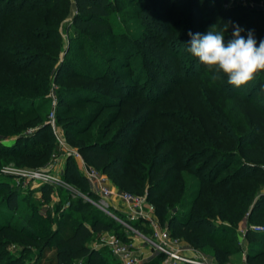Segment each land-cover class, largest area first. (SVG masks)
<instances>
[{
  "label": "trees",
  "instance_id": "16d2710c",
  "mask_svg": "<svg viewBox=\"0 0 264 264\" xmlns=\"http://www.w3.org/2000/svg\"><path fill=\"white\" fill-rule=\"evenodd\" d=\"M118 1L128 6L134 5L141 15L145 30L161 42V53L157 52L155 45L148 46L145 41L137 43V48L143 49V64L148 70L145 73V84L156 86L159 92H166V96L171 95L177 84L197 83L205 73V68L199 66L200 61L197 59L190 63L189 70L180 61L183 42L191 39L189 32L203 35L213 29L223 31L227 25V31L224 32V36H228L225 41L227 44L233 39L232 33L238 25L244 30L241 36L245 39L249 31L254 33L257 46L260 40H264V9L255 8V5L264 7V0L234 2L222 9L220 3L224 0H75L76 14L72 19V28L78 39L85 45L89 44L92 50L88 59L95 64L98 74H91L82 70L77 58H72L73 65H69L66 62L69 53L65 61L57 66L64 45L59 25L69 13L68 6L61 4V0H0V119L16 120L9 128L12 132L16 128L20 130L17 139L11 144L0 143V164L5 156L26 159L37 157L48 161L54 149H57L54 144L48 143L45 147L50 150L36 152V147L43 142V134L48 131L53 134V126L47 121L48 107L52 103L49 94L53 79L60 83L68 77H62L63 73H72V76L87 82L79 85L75 91L71 90L76 99L72 100L74 98L68 96L71 102H94L98 109L118 106L124 100L137 97L153 104V99L149 96L143 98L144 91L140 92L138 84L143 74L138 80V76L135 77L132 85L130 81L125 83L126 78L116 76V72L112 73L108 64L103 70L99 69L105 59V47L113 45V36L117 33L114 28H120L111 19ZM182 2L186 5L185 13ZM184 14V36L171 37L180 31V15ZM12 15L17 20L12 21V24L10 21L11 28L7 34L3 30L4 21ZM60 16L63 18L59 19ZM3 36H8L6 43H2ZM78 50L82 51L83 47ZM31 70L33 72L30 73ZM106 84L109 86L108 94L121 91L118 85L122 84L127 89L120 96L124 99L99 92L100 87ZM63 93V90L59 92L56 121L68 134L73 135L74 140L79 139L78 149L84 160L110 178L114 173L123 171L127 180L124 189L136 195L146 194L148 201L156 207L161 225L168 228L173 237L185 238L195 249L208 245L213 247L217 264H225L233 251L228 247H220L219 242L229 240L231 244H236L237 240L226 234H215L214 218L219 216L229 219L234 224L233 231L245 222L246 215L248 220L264 225V192L261 190L264 188V70L257 73L253 81L240 87L230 85L222 72V99L232 102L227 112L222 111V147L206 134L196 141L192 129L184 130L181 136L178 134L180 126L166 120L161 122L165 129L158 125L159 131L155 132V137L149 136L142 141L138 140L137 134L146 120H134L132 125L125 123L106 141L102 140L116 120L103 121L99 131L85 139L97 114L92 113L86 118H66L69 110L64 105ZM247 103L254 107L256 117L251 118L243 111ZM138 124H141L140 128H135ZM26 128H34V131L23 136L22 129L24 131ZM2 130L0 127V132ZM216 132L218 134L220 131L216 129ZM139 142L141 147L138 149ZM196 145H200V148L194 150ZM117 150L134 153L143 163L136 167L114 157ZM183 171L192 173L200 181L199 194L185 215L170 216L167 219L169 209L181 197L179 195L182 191L185 192L180 183ZM2 175L6 176L0 174V177ZM63 178L78 189H82L80 183L85 179L75 169L72 158L67 159ZM39 188L47 198L54 189L61 187L40 183ZM19 192L26 191L21 189ZM19 192L11 189L5 196L2 205L8 211L14 212L20 207ZM88 193L97 198L92 191ZM69 198V209L62 212L56 221V230L50 228L49 224L43 225L39 232L20 230L0 220L4 224L0 227V264H23L24 254L31 252L23 250L17 258L8 260L9 252L5 249L12 241L13 234L38 248L41 253L53 248L55 264H103L101 250L90 245L95 234L120 229L122 231L119 230V236L125 242L130 241L122 227L92 203L81 197ZM134 225L145 233L150 232L140 221ZM246 237L249 243L255 242L260 248L255 255L248 254L249 263L255 264L264 255V234L248 230ZM162 257L161 254L156 255L151 261L142 264H158Z\"/></svg>",
  "mask_w": 264,
  "mask_h": 264
},
{
  "label": "rangeland",
  "instance_id": "374dc122",
  "mask_svg": "<svg viewBox=\"0 0 264 264\" xmlns=\"http://www.w3.org/2000/svg\"><path fill=\"white\" fill-rule=\"evenodd\" d=\"M234 2H241V0H224V2H221L222 4L224 3L223 5L220 3V8H226ZM61 4L68 6L67 8H69V13L59 25V31L62 35L64 45L57 66L65 61V57L69 53L70 55H68V59L66 60V62H69V65H73L71 61L72 58H77L79 64H81L82 70H85L91 74H96L97 68L95 64L90 63L88 59L89 53L91 54L92 52L89 44L86 43L85 45L82 40L78 39V35L74 33L72 28V19L76 14L75 0H61ZM181 6L183 7V12L185 13V3L182 2ZM114 7V13L111 15V19H114L115 22L120 25V28H114V31L117 33L115 36H113V45L110 47H105V59L100 65L102 67H99V69L103 70L108 64L112 73L116 72V76L126 78L125 83L130 81V84L132 85L133 83L131 82L135 79V77L138 76V80L141 77V74H143L144 77H142L138 86L141 89L140 92L144 91L143 98L149 96L151 99H153V104H148L145 100L136 97L127 101L124 100L123 103L118 106H110L107 108L99 107L97 109L94 102H71V99L68 97L70 96V98H74L72 100H76L74 97V92H71V90L75 91L78 89L77 87L79 85H85L87 83L86 81L77 79L76 77L72 76V73L68 75L67 73H63L61 75L62 77H68L60 81V83H56L53 79L49 94L52 103H50L48 107L49 114L47 120L49 123L50 120H54L55 122L54 126L52 125L53 134H51L49 131L43 134L41 137L43 142L42 144H39L38 147H36V152H40L41 150H50V148L45 147L48 143L54 144L57 149H54L53 154L48 161H46L45 158L41 160L37 157L33 159H26L18 156H5L1 161L0 174L6 175H2L0 177V220L4 221V223L15 225L20 230H35V232L42 230L43 225L49 224L50 228L56 230V221L60 218L62 212H67L69 209V196L81 197L91 204L89 199L95 198L88 195V191L90 192L92 189L96 192L99 191L100 185L97 182L100 180L101 185L108 186L114 192L113 198L116 206L123 212H126L129 209L128 205H126V203L121 199V194L123 192H127L123 187L127 181L126 177L123 175V171L114 173V176L110 178L95 168L98 171L99 178L92 182L87 177L86 168L93 166L88 164L79 152V139L76 138L77 140H74L75 138L73 135L68 134L60 125H58L56 121V110L59 106V92L61 90L64 91V105L69 110L66 118L73 116H82L86 118L92 113L95 115L97 114L94 123H92L91 130L85 139L90 137L92 134H96L99 131V126L103 121L116 120L110 126L107 136L104 138V140H102L106 141L110 138L114 131H116L122 125H125V123L132 125L134 120H146L144 121V126L137 134L138 140L142 141L144 138L149 136L152 138L155 137V132L159 131V126L161 129H165L162 125L163 123L161 122L166 120L171 122L173 121V123H176L180 126L181 130H178V134L181 136L183 135L184 130L187 129L189 131L192 129L194 135L193 138L196 141L201 140L202 137L200 136L206 134L214 138L215 141H218L219 146L222 147V111L227 112L228 107L232 104L231 101L228 102L222 99V72L219 73V79H213V77L217 75L215 66H213L212 71H209L205 65L199 62V66L205 68V73H203L201 80L197 83H179L172 90L171 95L169 96H166L167 93L164 91L159 92L158 88L152 84L146 85L144 80H146L145 73L148 70L143 64V49H138L137 43L145 41L148 43L146 44L148 46L155 45L154 48L158 53H161L162 50L159 45L161 42L158 41L153 34L145 30L142 24L141 15L137 13L134 5L128 6L126 3L118 1ZM180 16V20L182 22L180 31L173 33L171 37L184 36L185 34V14L184 16ZM60 18L62 19L63 17L60 16L59 19ZM16 20L17 19L14 17V15L5 19V27L3 30L7 31V34L9 33V27L11 28V25L9 26L10 21L12 24V21L15 22ZM6 38H8V36H3L2 43L5 42ZM227 38L228 36H224V41H226ZM187 43L188 41L183 42L180 61H182L186 66V70H189L190 63L193 61V59L198 60V58L193 57L186 51ZM81 47H83V50H78V48ZM71 49L72 51H70ZM120 51H123L125 54H121ZM172 64L175 66L174 63ZM31 72H33V70H31L30 73ZM100 88L101 89H99V92L114 98H121L120 96L123 95L124 90L127 91V89H125L122 84L118 85V90L121 91H115L114 93L110 94L106 93L109 88L107 84L104 87L101 86ZM244 94H246V90L244 91ZM123 99L124 98H121L120 100ZM243 111H245L251 118L257 116L254 107L248 103L244 105ZM52 112H54L53 117L51 115ZM13 121L16 122V120H8L7 118L0 119V127L3 129L0 132V143L11 144L17 139L16 135L20 132V130L16 128L14 132H12L9 128ZM156 124L157 126H154ZM140 126L141 124H138L135 128H140ZM154 127L156 128L155 131ZM216 129L220 131L218 134ZM33 131L34 128H26L24 131L22 129V134L23 136L30 135ZM140 147L141 142L137 144V148L139 149ZM193 148L194 150L199 149L200 145H196ZM113 156L119 157L124 161L135 165L136 167H139L141 165L140 163H143L141 158H138V156L130 152L127 153L125 151L122 152L117 150ZM68 158L73 159L75 163V169L84 175L85 179H82L80 183L82 189L74 187L63 178ZM33 170H49L53 176H56L65 182L62 183L64 186L54 184L55 186L61 188L54 189L51 194L45 198L40 191L39 182H25L28 184L24 185V182L21 181V185H17V178L15 177V174L18 171ZM183 174L184 175L180 179V183L183 186L185 192L182 191V194L179 195L181 197H179L178 200L174 202L173 207L169 209L168 216L166 217L167 219L170 216L185 215L189 211L191 203L199 194L200 181L197 179V177L186 171H183ZM68 186H70L71 189ZM11 189L16 190L17 192L21 191V189H25L26 191L19 192L20 198H18L21 201V205L15 209L14 212L8 211L6 207H3L2 205L5 196L9 193V191H11ZM261 190L264 192V188ZM93 193L95 194V192ZM122 208H124V210ZM28 215L31 216V218H26ZM214 220L216 227L213 229V232H215V234H226L229 236V238H235L237 240L236 244H231L229 240H221L219 242L220 247H228L231 249V251H233L225 264H250L248 261V254L252 253V255H255V252L260 248L255 242L249 243V240L246 237L248 231L247 228L258 223L248 220V215H246L245 222H242L239 227L233 231L234 224H232L229 219H222L221 217L217 216L214 218ZM3 225L4 224L0 222V227ZM119 230L120 229H117V231L112 230L109 232L95 234L90 242L92 247L101 250L104 259L103 264H120L119 259L105 243L106 240L112 236H116V238L123 240L118 234ZM5 235L9 234L5 233ZM11 237L12 241L5 249L6 252H9L8 256H10L9 258L6 257V260L7 258L8 260H11V258H17L19 254L21 255L23 250H29L31 252H27L23 256V264H55V252L53 248L47 249L41 253L39 252L40 250L38 251V248L31 246L27 242H24L23 239L18 237L16 234L11 235ZM177 239H179L183 245L193 248V252H195L196 255L207 259L213 264H217L218 261L214 255L215 249L213 247L208 245L202 249H195L185 238ZM140 242L141 245L143 244L142 246H146V248L152 250L147 244L143 243L142 241ZM138 248L139 247L135 245L134 252L136 255L140 256L138 253ZM3 262H5V260ZM255 264H264V255H261L257 261H255Z\"/></svg>",
  "mask_w": 264,
  "mask_h": 264
},
{
  "label": "built area",
  "instance_id": "2783aa9c",
  "mask_svg": "<svg viewBox=\"0 0 264 264\" xmlns=\"http://www.w3.org/2000/svg\"><path fill=\"white\" fill-rule=\"evenodd\" d=\"M241 2L247 3L248 0H241ZM51 115L53 117L54 112ZM50 123L54 126L55 122L54 120H50ZM86 175L92 182L99 178L98 171L93 167L86 168ZM15 177L17 178V185H21V181L24 182V185L31 181L53 183L61 186L63 185L62 183H65L60 178L53 176L49 170L18 171ZM100 182L101 180L97 182L100 185L99 191L96 192L92 189L97 198H90L89 201L116 221L130 240L129 242H124V240L112 236L105 242L119 259L120 264L143 263L142 258L134 252L135 240L147 244L152 249L154 257L159 254L163 256L158 264H213L207 259L196 255L193 252V248L183 245L179 239L171 235L168 228L161 225L156 213V207L148 201L146 194L135 195L131 192H123L121 199L129 208L128 211L123 212L114 202V192L108 186L101 185ZM68 187L70 188V186ZM139 221L144 227L149 229V233H145L134 225L135 222ZM247 230L264 234V225H252Z\"/></svg>",
  "mask_w": 264,
  "mask_h": 264
},
{
  "label": "clouds",
  "instance_id": "9594fccd",
  "mask_svg": "<svg viewBox=\"0 0 264 264\" xmlns=\"http://www.w3.org/2000/svg\"><path fill=\"white\" fill-rule=\"evenodd\" d=\"M227 27L225 25L223 31L209 30L203 35L189 32L191 39L186 44V51L198 58L209 71L215 66L217 75L213 79H219V73L223 72L230 85L240 87L253 81L256 74L264 70V40H260L257 46L254 33L249 31L245 39L241 36L244 30L236 25L233 39L225 44Z\"/></svg>",
  "mask_w": 264,
  "mask_h": 264
},
{
  "label": "crops",
  "instance_id": "0c3cea01",
  "mask_svg": "<svg viewBox=\"0 0 264 264\" xmlns=\"http://www.w3.org/2000/svg\"><path fill=\"white\" fill-rule=\"evenodd\" d=\"M124 210V208H122ZM135 245L138 246L140 257L142 258L143 262H148L154 259V254L151 250L146 248V246H142L139 240L134 241Z\"/></svg>",
  "mask_w": 264,
  "mask_h": 264
},
{
  "label": "water",
  "instance_id": "95a60500",
  "mask_svg": "<svg viewBox=\"0 0 264 264\" xmlns=\"http://www.w3.org/2000/svg\"><path fill=\"white\" fill-rule=\"evenodd\" d=\"M255 8L258 9V10L264 9V7L262 5H255Z\"/></svg>",
  "mask_w": 264,
  "mask_h": 264
}]
</instances>
